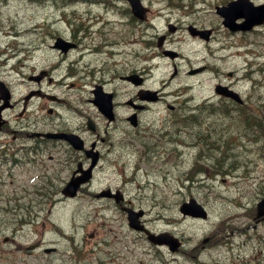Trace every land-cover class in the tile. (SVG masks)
Here are the masks:
<instances>
[{
  "label": "rangeland",
  "instance_id": "1",
  "mask_svg": "<svg viewBox=\"0 0 264 264\" xmlns=\"http://www.w3.org/2000/svg\"><path fill=\"white\" fill-rule=\"evenodd\" d=\"M143 1L149 8L148 18L155 25L147 28L148 34L156 28L167 31L166 21H200L215 28L213 39L206 43L190 39L188 33L172 34L169 42L185 55L184 59L175 60L180 67L179 74L171 77L174 62L162 52L149 60L141 33L145 26L137 22L130 26L133 29L121 34L110 29L114 35L112 40L116 38L124 43V67L119 63L121 57L112 58L105 52L99 53V64L108 59L124 72L144 67L152 70L147 86L164 87L165 95L182 108L179 117L186 118V122L174 123V114L164 101L155 105L154 110L141 112L139 126L127 124L130 139L127 138L125 144H116L125 148L123 160L127 166L120 169V163H116L97 169L94 182L74 199L60 194L71 165L75 164L63 163L65 156H44L47 165L43 175L48 173L47 176L38 171V165L29 162L26 154H16L28 162L14 167L13 174H10V165L2 163L0 158V264H214L215 261L264 264V221L255 220L256 204L264 195V117L254 119L255 115L264 114V24L250 32H230L215 11L216 4L228 0ZM125 4L126 0H98L96 3L89 0H0V27H3L0 69L12 82L16 96L20 97L30 87L28 82L20 84V79L26 78L33 68L46 67L60 56L57 50L50 48L54 33L48 30V25L54 30L60 26L57 33L67 34L71 26L62 21L88 24L91 21H136L128 13L124 14ZM10 21H18L17 26L9 25ZM46 21L57 22L51 25ZM38 23L43 24L41 28L34 26ZM82 45L71 49L68 55L76 54ZM15 61L18 70L14 77L10 68ZM192 64H208L209 67L205 72L190 76L186 71ZM227 70L236 71L234 85L245 99L242 106L230 105L229 112L222 110V105L228 106L214 91L215 83L226 77ZM84 86L85 90H58L66 100L60 111L68 119L77 118L75 126L91 141L95 134L87 126L88 116L100 129L105 128L107 121L101 115L96 116L97 110L91 102L84 100L81 104L72 100L78 94H88L90 85ZM128 86L129 95L137 90L130 83ZM42 103V99L33 100L34 116L40 113L38 108ZM202 103L203 106L196 108ZM69 104L85 108L86 113L81 110L79 117L76 116L67 109ZM241 108L251 119L235 118ZM115 124L111 123L110 129L117 134L124 124L114 127ZM141 135L145 142L140 140ZM0 137V142L13 139L12 135ZM192 142L196 145L190 146ZM199 147L200 161L196 160ZM29 170L33 171H30L32 176ZM41 177L47 179L46 183L41 182ZM130 177L139 180L128 181ZM143 182L148 187L144 188ZM108 186L121 190L128 205L144 209L141 220L148 229L177 236L182 242L181 248L171 252L167 245L150 242L145 232L130 228L126 212L115 200L94 195ZM44 191L52 197L42 199L38 193ZM189 197H194L208 210V217L182 215L180 204ZM158 214L163 218L155 220L153 217ZM30 215L32 222H29ZM52 220L62 229L50 226ZM102 220L108 223L102 225ZM72 222L81 224L74 232L69 227ZM49 246L57 249L46 252ZM99 246L103 249L101 260L94 251Z\"/></svg>",
  "mask_w": 264,
  "mask_h": 264
},
{
  "label": "flooded vegetation",
  "instance_id": "2",
  "mask_svg": "<svg viewBox=\"0 0 264 264\" xmlns=\"http://www.w3.org/2000/svg\"><path fill=\"white\" fill-rule=\"evenodd\" d=\"M68 22L69 25H77L76 21ZM169 23L170 21H166V24ZM78 24L81 25V23ZM174 24L176 25V28L174 31H172L174 32L173 34H176L178 32L189 33L188 30L191 24L195 25L197 28H192V30H196L197 35L193 37L198 40L202 39L201 36H203L200 29L206 28V26H204V24L200 21H186L180 23L175 21ZM70 30L71 31L69 33L61 34V36H63L69 41H72L71 43H73V46L68 51L56 49L60 54L57 59L51 61L48 66L42 67L39 70L33 68L31 72L27 74V80L30 84V88L28 92L24 94V96L20 98L14 97L15 92H12V87L11 95L8 100L4 99L2 93L0 92V111L4 119L3 124H1L0 126V133L9 130H12L13 133L19 131L21 133L27 134V137H31L33 139L38 140L39 143L42 142V144L38 145H25L26 147L20 146V149L33 151L36 154L37 158L43 160L44 151L57 148L58 146L55 145H59L58 143H66L65 140H59L62 138L56 139L44 135L45 132L59 133L64 132L65 130L73 131L76 133L79 132L84 141L83 148L80 150H75L74 152H76V155L67 157L65 160H63V163L75 162L74 166L71 165L72 169L69 174L70 178L74 174L77 175L84 169H87L91 165L92 161L95 160V164L92 166V173H94L93 180L92 178H90L89 181L91 180L92 182L90 181L85 184L87 185L92 184L96 179L97 169L103 168L109 164L120 163L123 161V151L125 148H112L111 146H113L114 143L117 142H121L124 144L127 138L130 139V130L127 127H123V129L119 130L117 134H115L113 130L108 129L111 121L105 123L104 129H99L98 126L95 124L92 130L95 136L91 141H88L86 137L79 131L80 128H66L65 116L60 111V109L64 108L66 100L62 95H60L58 90H62L63 92H66V89L85 90L87 85L84 86V84L90 85L88 94L84 96L82 94H78L76 97H73L72 100H74L75 102H82L83 100H86V102H92L97 110L96 116L101 115L103 117H105L103 111L101 110V108L99 109L98 103L96 102L98 89L100 88L101 91L112 93L113 105L115 110V119L113 121L120 120V122H125V125L129 123V116L133 112H135L138 125H140V115L141 112H143L144 110H154L155 105H158L162 101H164L166 106L168 105V102H175L170 99V97L163 94L164 91L162 90V88L158 89V91L155 93L153 101H148L145 98L141 97L145 96L146 93L143 92V90L141 91L137 89L134 93L132 92V94L129 95L128 84L131 83V81L125 76L133 72H137L143 75L142 87L145 89H150V87L147 86L149 77L147 71L145 69L134 68L132 70H126L124 72L120 68H115L113 64L109 62L108 59L102 60L99 64V53L105 52L108 56H111L112 58L114 55L121 57V61L119 63L123 68L124 57L119 55L123 54L122 46L124 43H120V41L118 40H112L109 36H104L102 34H100L99 39H96L98 35L96 34L92 36V32L89 33L85 31L82 34L75 33L74 27ZM160 30L162 29H157V32H159ZM141 31L143 33L145 32V30ZM170 32L171 31L168 28V31L164 33L166 43L169 42L168 38L170 39V37L172 36ZM157 34L158 33L152 35L153 42L148 41V44H146L148 45V47H150L151 44L155 43V37ZM213 36L214 32L212 31L211 37ZM78 45H82L80 55H67L71 49H73L74 47L77 48ZM161 47L162 46H159L158 42H156V44L152 47L151 50L155 51L157 49V51L163 52V49ZM85 50L88 51L84 52ZM177 53L179 54V52ZM0 54H2L1 49ZM181 55L183 56L182 53ZM179 68L180 67H178V69ZM175 73H178V71H175ZM232 74H234V71ZM232 74L229 75L231 79L233 77ZM115 80L116 85H114ZM219 82H223L234 88V82L230 79L226 81L224 78H222ZM119 89H121V92H119ZM35 98L42 99L44 101V103L40 104L39 106L41 110L44 109V116H42V118H34L32 112L30 111V109H32L33 100ZM221 99L223 102H228L230 105L234 103V101L229 98L221 97ZM27 104H30V106L27 107ZM175 105L178 106V104ZM67 109L78 110L76 106H72L70 104ZM180 109L182 108L175 107L173 109L175 110L174 116H176V112H179ZM11 110L13 113H16L13 119L9 116V112ZM121 110H125V114L122 115ZM7 118H10L12 120ZM186 128L187 126L185 127V129ZM35 129H43V135H35L34 132L31 133V131ZM172 133H166V135H170ZM174 134L180 135V133L177 132H174ZM140 140L142 142H145L143 135L140 136ZM100 144L101 147H99ZM42 165L43 168H46V164L44 162ZM76 170L78 172H76ZM47 174L48 173L44 174L43 176H47ZM46 181L47 179L45 177L41 178V182L46 183ZM88 186L89 185H87L86 187ZM80 189L83 190L84 187ZM39 194L42 199L50 197V195L47 193L41 192ZM57 195L54 196L56 197ZM95 196H99V194L96 193ZM61 197L66 198L67 196L61 195ZM106 198H111L115 200L114 196H107ZM125 200L128 202V199ZM125 200L119 204L120 207H123L124 204H127Z\"/></svg>",
  "mask_w": 264,
  "mask_h": 264
},
{
  "label": "water",
  "instance_id": "3",
  "mask_svg": "<svg viewBox=\"0 0 264 264\" xmlns=\"http://www.w3.org/2000/svg\"><path fill=\"white\" fill-rule=\"evenodd\" d=\"M133 6L134 11L138 14L141 13L142 5L140 0H130ZM217 11L224 17V24L228 26L232 30L242 29L249 30L255 24L264 22V3L254 4L251 0H231L226 5L217 6ZM239 17H244L242 22H236V19ZM217 90L219 92H223L226 94H231L238 97L237 93L233 91H229L224 88V86H217ZM83 178H88L87 175ZM79 179L81 178H73L66 188L64 189L65 193L74 195L79 186ZM181 210L183 213H188L192 215H202L205 216L206 212L203 209V206L195 199H191L190 202H184L181 205ZM129 220L130 225L142 228L139 224L137 217L142 213V211L136 213L132 210H129ZM264 214V197L257 204V216H262ZM149 237L159 243H168L172 250L177 249L180 242L177 238H173L167 234L154 235L150 234ZM220 264V263H216Z\"/></svg>",
  "mask_w": 264,
  "mask_h": 264
},
{
  "label": "bare ground",
  "instance_id": "4",
  "mask_svg": "<svg viewBox=\"0 0 264 264\" xmlns=\"http://www.w3.org/2000/svg\"><path fill=\"white\" fill-rule=\"evenodd\" d=\"M196 4V3H195ZM234 149H232V151H233ZM237 152V151H236ZM231 153H233V152H231ZM202 180V179H201ZM203 182V181H202ZM208 184V183H207ZM78 206V205H77ZM152 214V213H151ZM70 216H72V215H70ZM163 218V216L161 215V214H158V215H155L153 218L155 219V220H157L158 218ZM75 218V217H74ZM72 219H73V217H72ZM151 220H152V218H151ZM76 222H79V221H76ZM73 223V222H72ZM70 225H71V223H70ZM70 225H69V227H70ZM73 226H74V224H73ZM80 227V226H79ZM78 227V228H79ZM69 231H71V230H69ZM78 231V230H77ZM74 232V231H73ZM72 233V232H71ZM76 233V232H75ZM169 257V256H168ZM174 257V256H173ZM113 259V258H112ZM176 260V259H175Z\"/></svg>",
  "mask_w": 264,
  "mask_h": 264
},
{
  "label": "trees",
  "instance_id": "5",
  "mask_svg": "<svg viewBox=\"0 0 264 264\" xmlns=\"http://www.w3.org/2000/svg\"><path fill=\"white\" fill-rule=\"evenodd\" d=\"M264 112V111H263ZM262 116L264 117V114L263 115H261V118H262ZM198 121V120H197ZM188 122V121H187ZM210 144V143H209Z\"/></svg>",
  "mask_w": 264,
  "mask_h": 264
}]
</instances>
